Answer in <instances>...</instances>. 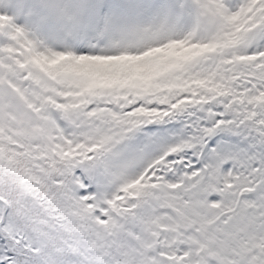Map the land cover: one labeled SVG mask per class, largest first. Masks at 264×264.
<instances>
[{
	"label": "snow or ice",
	"instance_id": "snow-or-ice-1",
	"mask_svg": "<svg viewBox=\"0 0 264 264\" xmlns=\"http://www.w3.org/2000/svg\"><path fill=\"white\" fill-rule=\"evenodd\" d=\"M0 264H264V0H0Z\"/></svg>",
	"mask_w": 264,
	"mask_h": 264
}]
</instances>
